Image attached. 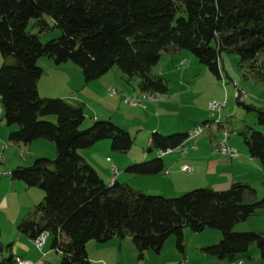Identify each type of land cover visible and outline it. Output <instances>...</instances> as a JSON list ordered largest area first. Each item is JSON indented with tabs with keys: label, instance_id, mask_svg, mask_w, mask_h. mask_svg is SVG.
<instances>
[{
	"label": "trees",
	"instance_id": "1",
	"mask_svg": "<svg viewBox=\"0 0 264 264\" xmlns=\"http://www.w3.org/2000/svg\"><path fill=\"white\" fill-rule=\"evenodd\" d=\"M42 13L59 29L58 36L44 42L25 28L34 18L38 31L45 29ZM176 49L188 50L217 78L219 51H233L247 72L264 83V0H0V104L4 122L17 125L7 139L25 143L46 138L55 149L53 159L37 156L10 170L12 178L42 189L32 214L16 228L29 238L47 230L51 249L59 253L58 264H87L86 242L113 236L128 235L138 257L145 249L158 252L171 234L174 246L182 250L185 226L192 231L218 229L219 239L201 247L217 258L245 256L254 243L264 259L263 232L232 229L264 206V195L245 202L252 188L241 181L222 189L193 187L174 196L145 193L115 179L104 182L78 149L109 138L112 149L124 150L131 144L128 131L108 119H93L80 129V101L42 97L36 89L41 73L36 60L46 56L55 64L70 60L84 81L115 65L127 76L136 75L140 90L162 93L164 78L149 69L162 51ZM253 109L256 121L264 124V110ZM45 114H53L55 121L37 117ZM240 134L247 154L264 169V132L246 127ZM187 137L186 132L154 130L147 150L173 149ZM126 169L152 174L160 172L163 163L154 156ZM11 258H2L0 264H10Z\"/></svg>",
	"mask_w": 264,
	"mask_h": 264
},
{
	"label": "crops",
	"instance_id": "2",
	"mask_svg": "<svg viewBox=\"0 0 264 264\" xmlns=\"http://www.w3.org/2000/svg\"><path fill=\"white\" fill-rule=\"evenodd\" d=\"M162 54H164V57H162V61L159 62ZM46 60L47 61L43 60L39 63L38 58L36 60L37 64L41 68V73L36 81V89L38 94L42 96L48 95L62 98L74 97L75 95L76 97L81 98L80 94H78V91L76 90L77 93H75V90H73L76 89L77 85L80 83L79 74H81V72L79 71L80 73H78V70L72 65H69L67 61L55 64L53 61H51V58ZM189 61L190 57H188L187 53H184V50L176 49L162 51L156 63L150 67L149 72L162 78L164 77L165 80L166 78L173 81L175 80L179 85L177 86V89L170 90L167 88L164 98H160L158 96H155L152 99L141 97V107L145 109L149 107L150 109L155 110L157 112L156 117H158L161 112H163V107L167 104H171V99L174 94L188 92L191 88V90H193V87L191 86L193 78H189L190 82L187 86H184L186 84L182 83V81H184V77L193 66L188 63ZM220 68L222 69V65ZM116 70L117 69H113L111 66L100 75L102 76L100 78H103L105 84L111 83V81L114 80L121 81L123 75ZM69 72H72L75 76L74 82H70L71 79H68L67 73ZM108 72L111 73L109 74ZM46 73L48 74V77L45 81L47 84L45 91H50L51 93L56 94H47V92L41 90V78L42 75ZM102 82L103 81H99V84ZM212 83L214 85V82ZM212 83H209L211 88L214 87H212ZM136 94L135 95L138 96L141 93ZM127 96L129 97L130 95L128 94ZM214 97L215 98H211L208 96L202 100L199 107H197L199 113H196L195 109H192L193 111L185 110L184 114L171 112L170 114H173L175 117L172 120L173 126L171 128H167V126L159 127L158 124L156 126H149L147 127V130H145L146 135L151 129H156L161 133L168 131V129H174L188 133L194 125L199 124L197 119L201 120L206 116L204 115V112L206 111L207 102L219 97V92L217 89L214 93ZM125 98L126 96L121 97L120 95H117L115 96L114 100L118 102H124ZM92 115L93 118L97 119L96 114ZM205 120L207 119H203L201 122ZM116 124L125 130L128 128L122 124ZM16 128L17 125L15 123L6 124L4 122L2 117V107L0 104V250L1 246L4 244V246H6L10 252L12 251L13 254H10L11 256L17 255L22 258H28L34 264H45L43 257H45L46 254L49 253V249H51L50 241L47 245L48 237L45 238L40 250H37L33 246L31 239L26 234L19 232L16 228L17 223L21 219L32 214L34 205L39 202L42 197V190L36 185H26L23 181L12 178L10 175V170L14 166L25 165V163L29 162L31 159H34V157H50V154H46L43 150L37 149V146H43L46 144V141H44L43 138H36L25 143L8 140V132ZM136 129H138V127ZM198 135L194 138L187 137L181 145L159 155L161 159L163 157V169L160 172L152 174L133 173L127 170L126 166L131 163L147 160L156 156V150L152 156H148V154L143 153L142 157L123 156L122 158L115 159V157L112 155V159L109 161V163H107L106 160L102 159L104 161L102 162L100 159V151H105L107 149V143L105 141H95L88 147L80 148L78 153L94 169L99 178H101L104 182H109L111 179H115L119 182H125L131 187L140 189L144 192L159 193L162 195L173 196L190 188L199 186H207L213 189H222V187L224 188L225 185L227 186L232 181H241V179H244L246 176L253 177L251 176L252 172L249 171V168L257 170V174L255 176L258 175L264 178V171L260 169L261 166L259 161L257 163L256 159L249 156L246 150L240 145L237 146L238 151L236 152V155L228 156L225 153L212 152L210 143L214 139L209 138L207 142L204 136L199 137ZM148 138L149 135L147 136V140ZM226 143L231 146V142L226 140ZM234 144H236V142ZM169 152L171 153L168 154ZM94 154L98 155L97 158ZM183 165H189L192 167V169L190 171L182 170ZM111 168L114 171L113 175L110 174ZM259 227V229H261L259 231L264 233V227ZM219 237L220 235L217 234L215 240L217 241ZM111 238H116V244L118 243L119 246L121 240H127L130 237L127 235L118 239L117 237L113 236L107 239L108 241H93L107 244V242L112 240ZM90 241L91 240L87 241L85 244V248L86 245L88 247L86 249L87 259H93L94 257L90 255L92 253L90 249H95V245H93L94 243H91ZM97 246L99 248V245ZM103 248L108 250L106 249V245L105 247H102V249ZM130 249L133 252L135 251L134 247ZM147 250L148 249H145V251ZM201 250L203 249L201 248ZM105 253H107V251H105ZM101 254L103 255H100L102 264H115L118 260L117 257L113 256L112 261V256L108 255V253ZM180 256L181 255H179V257ZM180 258L181 259L178 260L177 264L182 261V259H184L187 264L189 258L186 257V255H182ZM209 258L210 260L207 264H230V261H227L225 258L220 259L215 256ZM242 259L243 264H264V259L259 256L257 248L252 245L248 247L246 256H243ZM194 260H192L190 263L201 264V262ZM140 263L142 264V262H138V264Z\"/></svg>",
	"mask_w": 264,
	"mask_h": 264
},
{
	"label": "rangeland",
	"instance_id": "3",
	"mask_svg": "<svg viewBox=\"0 0 264 264\" xmlns=\"http://www.w3.org/2000/svg\"><path fill=\"white\" fill-rule=\"evenodd\" d=\"M41 17L47 25L45 29H43L42 31H38L39 28L37 25L34 24V18H29L26 23V27H25L26 30L37 33L41 42H44L49 38L58 36L59 29L54 25L53 18L47 13H42ZM181 50H184V53H187L188 57H190V61L188 63L193 65L192 69L188 71V73L184 77L183 79L184 81H182V83L186 84L184 86H187L189 85L190 82L189 78H193V81L191 82L192 83L191 86L193 87V90H191L192 89L191 88L190 91L188 92H183L182 94L179 93L174 94L171 99V104L165 105L162 110L163 112H161V114L158 117H156L157 112L155 110L150 109L149 107H147V109L141 107L142 101L140 100V98L145 97L148 99H152L155 96L164 98L167 88H169L170 90L177 89V86L179 84H177L175 80L173 81L167 78L166 80L164 79L166 89L164 92L161 93V92L140 90L137 86L138 77L136 75L127 76L123 74L115 65L112 66L113 69H117L116 71H119V73L123 75L121 81L114 80L111 81V83L105 84L103 78H100L102 76L99 75L98 77L90 79L88 82L86 81L87 82L86 83L85 81L82 80L83 78L81 74H79L80 83L77 85L76 89L73 90H75V93H77L78 91V94H80L81 98L76 97L75 95L74 97H66L69 100L80 101L82 104L83 118L79 123L78 128L83 129L88 127L91 124L92 120L95 119L92 117L93 116L92 114H96L98 120L108 119L115 124L119 123L124 125L126 128L128 127L127 131L131 136V144L128 148L124 150L112 149L110 147L109 138H102L97 140V141H105L107 143L106 146L107 149L105 151L103 150L100 151L101 160L102 159L106 160V162L109 163V161L112 159L111 157L112 155L115 157V159L122 158L123 156L142 157L143 153L148 154V156H152L155 150L154 148L147 150V145L149 142L147 140V136L151 131H154L156 129H151L150 131H148V134L146 135L145 130H147V127L156 126L158 124L159 127L167 126V128L168 127L171 128L173 126L172 120L175 118L173 114H170L171 112L177 114L178 113L184 114L185 110L191 111L192 109L193 110L195 109V112L199 113L197 107H199L200 103L205 97L210 96L211 98H215L214 93L216 89L219 92V97L217 99L218 100L223 99L225 101L224 105L218 111V119H220L222 126H217V123L214 121V119L216 118L210 116L209 110L206 105V111L204 112V115L206 116L203 117V119H207L208 125L198 135L199 137L204 136L207 142L209 138L216 140L220 138L221 131L225 129L227 132V136L225 139L228 142H231V147L235 149V152H237L238 151L237 146L239 145L246 150L245 145L242 141V136L240 134V131L242 129L246 127H250L253 130L264 132V124L258 123L256 121L255 111L253 109L254 107L264 110V83L256 80L250 75V73L247 72L245 64H240L238 62L239 58L235 52L228 50L219 51L218 66L220 67L222 65V69L220 68L221 78H217L207 69V67L204 64L198 62L197 59L188 50L186 49H181ZM163 55L164 54L161 55L159 62L162 61L163 59L162 57H164ZM184 57L186 58L185 55ZM46 59L49 58H46V56H40L38 57V63L43 60L47 61ZM1 61L2 58L0 55V64ZM67 63L69 65H72L74 68H76L78 70V73H80L79 67L76 64H74L70 60H67ZM108 73L110 74L111 72ZM47 77H48L47 73L42 75L41 90L47 92V94H56V93H51L50 91H45L47 86L45 81ZM67 77L68 79H71L70 82L75 81V76L73 75L72 72L67 73ZM229 79H233L235 81V84H237L238 87H240L244 91L245 98L242 100L243 104H248L252 108H246L240 102H237L238 100L235 99L234 90L229 82ZM99 81H103V82L99 84ZM212 82H214V85ZM209 83H212L211 85L212 87L213 86L214 87L211 88ZM111 90H113V92H111ZM136 93L138 94L141 93V94L136 96L137 95ZM128 94L130 95L129 97L127 96ZM117 95H120L121 97L126 96V98H128L129 100L125 99L124 102H118L114 100L115 96ZM42 97H58V96L46 95ZM217 99H213V100H217ZM131 101H133L134 103H132ZM136 101H138V103ZM214 116H216V113L214 114ZM37 117L39 119L55 121V116L53 114L39 115ZM197 120L199 124L202 123L201 120L199 119ZM137 127L138 129H136ZM156 131L159 132L158 130ZM174 132H181V131L168 129V131H165L164 133L161 132L159 133L170 134ZM43 139L44 141H46V144L43 146L40 145L37 146V149H41L46 154H50L49 155L50 157L48 156H43V157L48 159H53L55 155L54 144L51 140H48L46 138ZM235 142L236 144H234ZM170 153L171 152H169L168 154ZM97 156L98 155H96V158ZM32 160L33 159L25 163V165L30 164ZM103 160L102 162H104ZM256 161L258 163V159H256ZM260 169L264 171L262 167ZM249 171L252 172L251 176L253 177L246 176L244 179H241V182H248L249 184L248 183L247 184L252 188L251 191L245 193L244 196L245 202L260 198L261 196L264 195V178L258 175H257L258 177L255 176L257 174V170L255 169L249 168ZM113 172L114 171L111 168L110 174L113 175ZM145 193L162 195L153 192H145ZM163 196H172V195H163ZM259 226L264 227V206L260 208H256L253 212L247 215L245 219L236 222L233 225L232 229L234 231H244V230L259 231L261 230L259 229L260 228ZM217 234L220 235V232L216 228L205 227L199 231H192L190 228L185 226L182 228L183 251L178 250L174 246V236L171 234L165 238L161 248L157 253L152 252L153 250L151 249H148L147 251L143 250L141 257L137 256L136 251L133 252L130 249L133 248L132 246L133 244L130 238L127 240L125 239L121 240L119 246L118 243L116 244V238H111L112 240H110V242H107V244L97 243L91 240L90 242L94 243L93 245H95L94 246L95 249H90L92 252L90 255L94 257L93 259L88 258L87 264H102L101 256L103 255L101 253L103 254L108 253V255H111L112 261H113V256L117 257L118 260L116 263L114 262L115 264H138V262H142V264H177L178 260L181 259L180 257L182 255L184 256L186 255V257L189 258L187 264H191L190 262H192V260L194 259H195L194 261H199L201 262V264H207L208 261L210 260L209 257H214V255L209 254L204 250H201V247L203 245H208L216 242L215 237ZM47 237H48L47 238L48 240L47 245H48L50 241V236L48 235ZM97 245H99V248ZM105 245H106V249L108 250H105V248L102 249V247H105ZM250 245L255 246L254 243H251ZM87 248L88 247L86 245L85 249ZM105 251H107V253H105ZM10 254H13L12 251L10 252L8 248L3 244L0 250V259L2 257L5 258ZM179 255L181 256L179 257ZM242 257L231 260L230 264H233L236 261H241L243 264ZM43 260L45 264H58L59 253L55 252L53 249H49V253L46 254L45 257H43ZM183 261L185 262V260L182 259V261H180L178 264L182 263Z\"/></svg>",
	"mask_w": 264,
	"mask_h": 264
},
{
	"label": "built area",
	"instance_id": "4",
	"mask_svg": "<svg viewBox=\"0 0 264 264\" xmlns=\"http://www.w3.org/2000/svg\"><path fill=\"white\" fill-rule=\"evenodd\" d=\"M229 82L233 87L235 98L242 101L245 98L244 91L240 87H238L237 84H235V81L233 79H229ZM111 92H113V90H111ZM125 99L129 100L128 98H125ZM131 102L134 103L133 101H131ZM136 102L138 103V101H136ZM223 105H224L223 99L222 100H210L207 104V108L209 110L210 116L216 118V119H214V121L217 124L221 123L220 119H218V111L220 110V108ZM215 113H216V116H214ZM207 125H208V123H200V124L194 125L190 129V131L188 132V137L189 138L196 137L199 133H201L207 127ZM226 136H227V132L225 129H223L221 131L220 138L216 139V140L214 139L211 141V143H210L211 151L212 152L225 153L228 156H234V155H236L235 149L226 143V139H225ZM170 150H171V148H165L163 150L157 149L156 150V156H159L162 153L168 152ZM191 169H192V167L189 165H183L182 166V170L190 171ZM164 172H166V171H164ZM48 235H49V232L45 229L39 231L34 237L31 238V242H32L33 246L36 249L40 250L45 238ZM11 264H34V263L28 258H22L20 256L15 255L11 259ZM180 264H185V262L183 261ZM233 264H242V262L236 261Z\"/></svg>",
	"mask_w": 264,
	"mask_h": 264
},
{
	"label": "bare ground",
	"instance_id": "5",
	"mask_svg": "<svg viewBox=\"0 0 264 264\" xmlns=\"http://www.w3.org/2000/svg\"><path fill=\"white\" fill-rule=\"evenodd\" d=\"M224 103H225V101H224Z\"/></svg>",
	"mask_w": 264,
	"mask_h": 264
}]
</instances>
